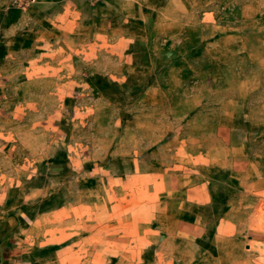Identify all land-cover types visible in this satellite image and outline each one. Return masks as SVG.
Listing matches in <instances>:
<instances>
[{
    "label": "rangeland",
    "instance_id": "obj_1",
    "mask_svg": "<svg viewBox=\"0 0 264 264\" xmlns=\"http://www.w3.org/2000/svg\"><path fill=\"white\" fill-rule=\"evenodd\" d=\"M146 1L125 34L48 47L5 14L35 0H0L8 264H216V231L237 237L212 242L228 264L256 260L233 214L237 186L264 182V0Z\"/></svg>",
    "mask_w": 264,
    "mask_h": 264
},
{
    "label": "crops",
    "instance_id": "obj_2",
    "mask_svg": "<svg viewBox=\"0 0 264 264\" xmlns=\"http://www.w3.org/2000/svg\"><path fill=\"white\" fill-rule=\"evenodd\" d=\"M144 1L147 2L146 0H104L96 10L91 11L85 9L78 0H35L27 9V12L17 7H10V10L5 14L10 16L13 14L26 15L24 18H17L14 25L19 29L23 28V23H25L36 35L35 39L33 38V44L34 41H40L43 42L41 43L43 46L50 47L52 46L50 45L51 41L55 38V46L58 47V43L66 44V41H82L85 34L91 35L93 38L96 37L95 39L107 40L111 38L110 34L112 33H127L126 22L137 23L136 20H144L148 12L147 9H151L147 3H143ZM150 1L156 5V0ZM38 34H42L43 38H38ZM68 36H71V40ZM126 37V39L130 38L129 36ZM90 42L97 46L100 45L94 40ZM65 44H62V46ZM237 187L242 195H249L250 201L246 204L243 200L235 202V212L233 214L235 225L239 226L242 223L244 210L245 208L248 209L249 213L246 217L252 226L257 227L252 230L251 236L250 254L256 258L252 264H264V231L258 229L260 224H264V182L261 186L257 180L248 186L240 183ZM214 194V191L206 186V208L216 202L217 197ZM231 211L228 208L217 215L218 224H223L226 218L231 217ZM227 238L238 241L233 234L217 233L216 231L206 247V257L214 255L219 258L216 264H228L222 259L223 253L226 251L221 246L212 245V242H215L216 239L227 240ZM240 246H242V243H240ZM234 254L241 257L246 255V252L239 247ZM8 261L9 259H4L0 255V264H8ZM208 262L206 264H210ZM238 264H242V262H238Z\"/></svg>",
    "mask_w": 264,
    "mask_h": 264
}]
</instances>
